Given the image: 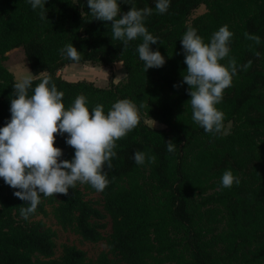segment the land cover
Segmentation results:
<instances>
[{
	"label": "trees",
	"instance_id": "16d2710c",
	"mask_svg": "<svg viewBox=\"0 0 264 264\" xmlns=\"http://www.w3.org/2000/svg\"><path fill=\"white\" fill-rule=\"evenodd\" d=\"M155 2L118 0L121 14L132 6L152 9L144 25L159 37L150 48L166 63L145 72L137 52L142 38L125 48L112 39L111 22L90 14L87 0H47L44 20L28 0H0V127L11 118L18 80L5 61L17 47L27 56L32 89L50 76L64 93L65 108L84 95L90 111L101 104L107 114L113 103L129 99L140 115V124L117 141L112 169L105 167L110 183L103 192L77 183L67 196L42 197L36 213L25 220L20 208L27 202L0 178V264H264V0H170L164 14ZM201 5L206 12L191 18ZM224 25L234 33L229 56L241 67L216 106L225 116L222 133L212 135L192 120L180 40L192 27L210 43ZM245 32L259 35L261 44L247 40ZM69 43L82 53L79 62L112 66L122 61L125 80L99 86L63 78L59 70L74 63L60 53ZM249 60L251 66L243 71ZM220 63L227 66L228 58ZM145 117L166 127H152ZM228 123L232 127L226 132ZM66 137L57 135L54 146L62 149V160H71L75 150ZM168 140L177 145L174 153L167 152ZM136 151L146 154L142 166L132 159ZM151 156L155 163L148 162ZM226 170L240 178L239 185L222 188ZM85 189L102 196V208L85 197ZM47 206L63 228L86 241H105L109 251L94 261L77 246L65 245L56 257L55 231L32 220L46 215Z\"/></svg>",
	"mask_w": 264,
	"mask_h": 264
},
{
	"label": "clouds",
	"instance_id": "9594fccd",
	"mask_svg": "<svg viewBox=\"0 0 264 264\" xmlns=\"http://www.w3.org/2000/svg\"><path fill=\"white\" fill-rule=\"evenodd\" d=\"M33 10L39 9L41 20L47 19V0H28ZM128 3V0H122ZM90 14L95 20L111 22L112 39L122 41L126 48L130 41L142 38L137 47L139 59L144 62L145 72L160 68L166 61L150 45L160 42L144 25L152 9L130 7L121 14L118 0H87ZM170 7V0H156L155 9L164 14ZM234 33L224 25L214 32L210 43H205L195 28L189 27L181 41L187 65L182 83L189 86L192 120L206 133H222L224 113L216 107L222 100L224 90L231 87L238 66L230 57V43ZM247 40L261 44L259 35L244 33ZM60 53L73 62L81 60L82 53L72 43L65 45ZM259 52L256 53L258 57ZM228 58L227 66L220 61ZM252 61L242 66L247 71ZM38 77V76H37ZM33 77L20 78L13 85L14 98L10 101L11 118L6 126L0 127V178L13 189L14 196L27 202L20 208V215L27 220L36 213L41 198L56 194L67 196L69 189L77 183L88 184L97 192H103L109 185L108 170L117 156L114 149L117 141L125 138L140 124L137 106L129 99L112 104L108 113L97 104L91 111L84 95H78L72 105L65 108L64 93L58 91L50 76H43L32 89ZM181 85H173L178 88ZM29 89L32 95L29 96ZM67 134L65 143L72 147L74 157L64 159L61 148L55 147L56 136ZM167 152L174 153L176 144L165 141ZM132 159L137 165H144L146 154L136 151ZM155 163L156 157H147ZM240 178L231 170H226L221 178L222 188L240 184ZM42 194V196H41Z\"/></svg>",
	"mask_w": 264,
	"mask_h": 264
},
{
	"label": "rangeland",
	"instance_id": "374dc122",
	"mask_svg": "<svg viewBox=\"0 0 264 264\" xmlns=\"http://www.w3.org/2000/svg\"><path fill=\"white\" fill-rule=\"evenodd\" d=\"M207 8L205 5H201L193 11L191 18L206 12ZM7 68L12 71L17 80L22 77L32 76L33 73L29 66V62L25 51L22 47H17L8 52L7 60L5 61ZM59 74L63 77H69L71 79H88L97 82L99 86H108L113 80L121 81L125 80L126 70L123 67L122 61H118L117 64L112 66H105L95 62H79L69 63L59 70ZM145 121L152 127L164 128L166 125L160 121L154 120L149 117H145ZM232 127V123H228L226 132H229ZM85 191V197L93 202L97 203V206L102 208L103 201L102 196L98 193ZM32 220L41 222L45 228H50L55 231V242H56V257H59L63 253L65 245H75L82 249L87 257L91 260H97L102 252H108V247L105 241L97 243L86 241L82 239L72 229H65L59 223L54 215L53 208L47 206V214H37ZM107 228L106 233L111 231V221L109 218L106 219Z\"/></svg>",
	"mask_w": 264,
	"mask_h": 264
},
{
	"label": "crops",
	"instance_id": "0c3cea01",
	"mask_svg": "<svg viewBox=\"0 0 264 264\" xmlns=\"http://www.w3.org/2000/svg\"><path fill=\"white\" fill-rule=\"evenodd\" d=\"M85 62H87V61H85ZM75 63H77V62H75ZM118 62H116L115 64H117ZM114 64V65H115ZM63 77V76H62ZM63 78H65V79H67V80H72V81H76V80H88V79H71V78H69V77H63ZM88 81H90V80H88ZM92 82H93V80H91ZM114 82H118L117 80H113ZM95 83V82H94ZM95 84H97V85H100L99 83H95Z\"/></svg>",
	"mask_w": 264,
	"mask_h": 264
}]
</instances>
